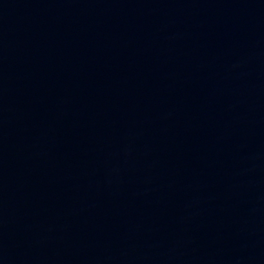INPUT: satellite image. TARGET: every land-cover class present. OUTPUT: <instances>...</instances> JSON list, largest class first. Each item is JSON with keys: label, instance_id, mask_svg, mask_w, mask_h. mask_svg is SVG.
<instances>
[{"label": "water", "instance_id": "obj_1", "mask_svg": "<svg viewBox=\"0 0 264 264\" xmlns=\"http://www.w3.org/2000/svg\"><path fill=\"white\" fill-rule=\"evenodd\" d=\"M0 264H264V0H0Z\"/></svg>", "mask_w": 264, "mask_h": 264}]
</instances>
